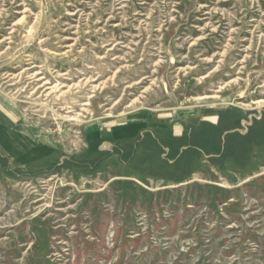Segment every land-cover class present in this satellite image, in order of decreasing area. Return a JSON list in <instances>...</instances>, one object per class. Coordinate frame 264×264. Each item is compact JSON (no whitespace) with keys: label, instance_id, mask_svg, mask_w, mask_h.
Instances as JSON below:
<instances>
[{"label":"rangeland","instance_id":"374dc122","mask_svg":"<svg viewBox=\"0 0 264 264\" xmlns=\"http://www.w3.org/2000/svg\"><path fill=\"white\" fill-rule=\"evenodd\" d=\"M0 264H264V0H0Z\"/></svg>","mask_w":264,"mask_h":264},{"label":"bare ground","instance_id":"6f19581e","mask_svg":"<svg viewBox=\"0 0 264 264\" xmlns=\"http://www.w3.org/2000/svg\"><path fill=\"white\" fill-rule=\"evenodd\" d=\"M24 11H25V10H24ZM14 25H16V23H15ZM97 85H99V84H97ZM102 85H103V84H102ZM102 85H101V86H102ZM96 87H97V86H96ZM52 109H53V108H52ZM76 118H77V117H76ZM76 118H75V119H76ZM73 119H74V118H72V117L69 118V120H73ZM77 119H78V118H77ZM77 119H76V120H77ZM5 137H6V139H9V137H7V136H5Z\"/></svg>","mask_w":264,"mask_h":264}]
</instances>
